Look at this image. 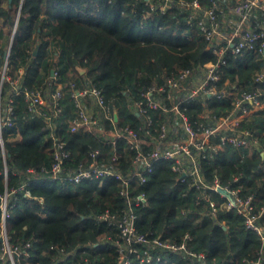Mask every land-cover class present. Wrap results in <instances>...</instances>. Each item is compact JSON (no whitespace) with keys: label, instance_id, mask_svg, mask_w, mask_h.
<instances>
[{"label":"trees","instance_id":"obj_1","mask_svg":"<svg viewBox=\"0 0 264 264\" xmlns=\"http://www.w3.org/2000/svg\"><path fill=\"white\" fill-rule=\"evenodd\" d=\"M20 1L11 0L4 6L0 0V84L7 88L9 83L2 75L4 69L6 75H13L23 68L19 85L30 89L45 85L54 69L61 83L72 79L84 84L86 79L91 80L112 101L120 120L134 123L124 90L138 95L151 83L174 76L181 67H193L214 58L206 49V40L196 21L187 22L188 12L184 9L161 12L135 0H22L21 5ZM225 59L218 87L228 79L229 83L247 90L258 87L264 91V82L252 80L259 61L251 51L227 53ZM77 66L85 68V72L80 73ZM63 88L65 94L57 123L64 128L72 110L67 86ZM207 106L215 113L229 109L224 98L213 96L207 98ZM13 109L12 118L21 140L13 145L5 141L9 151L8 177L5 181L0 154V191L5 184L10 187L28 179L29 168L37 172L29 175L31 197L19 192L9 202L7 224L11 241L31 242L30 257H21L18 264H24L25 260L29 264L34 261L78 264L83 258L90 264H108L115 260L116 251L108 250L100 240L104 226L95 216L106 208L114 211L124 206L116 180L93 177L71 185L44 179L46 172L40 170L48 168L52 159L43 139L47 133L45 118L27 110L21 93L14 96ZM200 109V105L193 106L189 114L196 117ZM241 127L262 130L264 137V110L256 111ZM13 130L15 127L9 126L4 132ZM66 141L72 167L81 161L87 163L91 149L98 148L100 159L105 161L112 152L111 145L90 133L69 132ZM116 150L120 152L119 165L125 168L133 152L122 141L117 142ZM201 163V171L209 181L217 176L226 184L236 175L233 186H241V195L252 194L257 206L264 204V169L260 168L264 158L257 150L227 146L224 150L207 151ZM139 190L144 191L146 198L143 205L135 208L139 231L160 235L174 243L181 242L187 232L188 248L204 256L198 260L163 251L160 261L146 264H171V261L173 264H254L260 253L264 264V244L254 231L246 228L242 216L226 209L212 213L202 191L191 186L189 180L177 178L171 161L154 163L146 182L137 186L136 191ZM209 192L211 198L220 200L217 192L212 189ZM88 240L91 244L83 245ZM79 245L82 246L74 254L62 258L58 253L59 249L69 250Z\"/></svg>","mask_w":264,"mask_h":264},{"label":"built area","instance_id":"obj_2","mask_svg":"<svg viewBox=\"0 0 264 264\" xmlns=\"http://www.w3.org/2000/svg\"><path fill=\"white\" fill-rule=\"evenodd\" d=\"M144 3L153 10L164 12L170 8L184 9L188 12L187 22L196 21L199 32L206 40V49L214 58L198 63L193 67H181L174 76H167L161 82H154L141 90L138 95L124 90L129 112L135 118L134 123L121 121L112 101L106 99L102 90L91 80L77 84L70 79L61 83L57 72L51 69L47 83L38 88L19 85L23 68L13 75H2L9 88L0 84V154L3 159V177L7 181L6 158L9 151L5 141L15 144L21 140L13 115V98L21 93L27 110L41 114L45 118L47 130L44 141L51 154V163L43 176L48 181L59 180L67 184H78L88 178L111 177L116 180L117 193L124 206L114 211L109 208L98 213L95 218L104 226L100 237L108 250L116 251L115 260L108 264H146L160 261V252L172 251L183 256H192L198 260L202 253L192 251L187 246L190 235L186 232L181 242H170L160 235H148L137 227L138 214L135 208L146 201L142 190L137 186L146 182L153 171L154 163L159 160L171 161V169L181 180L202 191L208 200L211 212L218 209L234 210L242 216L246 228L254 231L264 244V204L257 206L254 196L241 195V186H233L237 176L222 184L216 176L209 181L201 171V162L206 152L224 150L227 146L248 147L257 150L264 158L263 131L241 127V123L251 118L258 110H264V91L258 87L247 90L242 85L224 80L221 87L217 83L223 76V66L227 53L237 54L251 51L259 61V69L253 74L254 83L264 82V0H135ZM226 5V8L223 7ZM67 86L72 116L67 119L66 127L58 126L61 115V99ZM4 90L3 96L1 92ZM224 98L229 109L224 113H215L207 106V98ZM200 105L196 117L189 114L191 107ZM117 113V118L114 116ZM104 120L107 122L104 123ZM108 124V125H107ZM14 126L15 130L5 133V128ZM90 133L99 137L104 144L112 146V152L105 161L100 159L98 148L89 151L87 163L79 162L70 166V151L67 148V133ZM118 141L132 150L125 168L120 167V152L116 150ZM264 169V163L260 164ZM18 175V172H14ZM37 172L29 168L26 176L10 187L5 184L0 191V263L18 264L22 257H30L31 242H12L8 231L9 202L19 192L31 197L29 175ZM214 190L220 200L211 198L209 190ZM38 200L42 202V198ZM88 240L83 245H90ZM94 245H97L95 243ZM73 249H59L63 258L74 254ZM135 255V258L133 256ZM261 253L253 260L262 264ZM171 264L174 262L171 261ZM24 264H29L25 260ZM38 264V261H34ZM78 264H90L83 258Z\"/></svg>","mask_w":264,"mask_h":264},{"label":"water","instance_id":"obj_3","mask_svg":"<svg viewBox=\"0 0 264 264\" xmlns=\"http://www.w3.org/2000/svg\"><path fill=\"white\" fill-rule=\"evenodd\" d=\"M8 2L10 3L11 0H8ZM21 2H22V0L20 1V5H21ZM20 5H19L18 11H17V16H16V19H15L13 31H12V34H11V40H10L9 48H8V50L6 52V58H7L8 54H9V51H10L11 42H12V38H13V35H14L15 26H16V23H17V20H18L19 11H20ZM36 49H37V47L35 48V51L34 52H36ZM77 69L80 71V73H84L85 72V68H81V67L77 66ZM114 116H115V118H117L116 111H114Z\"/></svg>","mask_w":264,"mask_h":264},{"label":"rangeland","instance_id":"obj_4","mask_svg":"<svg viewBox=\"0 0 264 264\" xmlns=\"http://www.w3.org/2000/svg\"><path fill=\"white\" fill-rule=\"evenodd\" d=\"M2 1V5H4V6H6V5H8V0H1Z\"/></svg>","mask_w":264,"mask_h":264}]
</instances>
